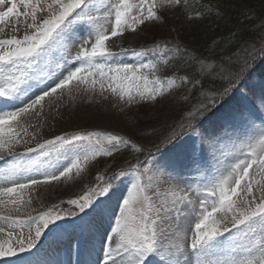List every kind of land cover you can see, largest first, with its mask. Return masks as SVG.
<instances>
[{"label":"snow or ice","instance_id":"1","mask_svg":"<svg viewBox=\"0 0 264 264\" xmlns=\"http://www.w3.org/2000/svg\"><path fill=\"white\" fill-rule=\"evenodd\" d=\"M18 2L25 9L23 16L28 30L22 37L0 39V105L16 108L0 115V161H5V155L13 160L5 169L6 183L0 187V207L13 205L17 213L31 204V200L24 197L26 189L68 177L73 170L79 174L89 161L112 157L122 146L127 148L131 144L136 152L142 151L119 135L83 131L55 135L16 153L14 149L21 144L16 128L28 136L21 122L33 113L42 116L46 98L51 103L53 97L59 99L65 91L70 93L73 86L83 85L94 91L99 85L102 92L110 91L129 104L137 98L158 102V98L173 87L191 84L195 88L199 84L203 89L204 80L214 78L218 72L214 60L188 57L186 48L168 44L161 47L159 43L131 51L135 57L148 58L147 63L143 59L138 65L108 63L117 54L106 42L129 30L135 33L138 26L159 20L157 0ZM162 3L180 6L182 0H162ZM6 4L10 6L0 10V24L16 14L17 0H0V6ZM29 19L31 22L27 23ZM261 51L264 52V48ZM128 52L121 49L120 54ZM182 57L187 58L183 63L170 64ZM247 64L248 61L245 67ZM53 65L61 71L52 70ZM161 65L172 73L164 80L158 75ZM195 65L199 66L195 80L181 74ZM42 78L51 79L52 83L29 95L33 87L39 88ZM239 78L240 75L235 74V79H230L229 86L222 91L209 90L212 105L218 96L229 95ZM30 80L34 85L29 84ZM209 107L208 103L193 106L184 117L185 123L160 137L157 151L161 146L174 149L170 151L172 158L164 165L145 160L113 171L107 181L98 176V183L89 188L87 194L68 201L78 212L54 211L53 208L58 207L54 205L36 216L27 214L23 218L0 213V257L30 251L37 246L45 230L55 232L62 227L58 221L79 216L81 221L89 217L98 218L101 224L105 219L108 221L109 228L104 229L99 240L98 255L102 264H264V127L257 130L251 111L240 108L225 113L219 130L206 134L199 130L196 122ZM261 111H264V103ZM185 128L195 136L188 147L181 144ZM238 129H252L253 136L241 145L234 162L218 168L217 175L205 177L195 188L182 187L178 180L185 166L194 165L197 171L201 168V148L206 147L214 155L220 150L221 141L225 137L230 139L229 133ZM243 135L248 136V131ZM35 138L33 135L32 139ZM32 153L44 157L64 153L71 162L64 167L49 161L58 174L41 173L43 178L23 175L37 164L30 158ZM24 157L30 158L27 167L16 162ZM253 169L254 173L250 171ZM124 178H130L127 189L122 187ZM193 191L200 196L198 206L191 198ZM17 228L19 233L15 232Z\"/></svg>","mask_w":264,"mask_h":264},{"label":"rangeland","instance_id":"2","mask_svg":"<svg viewBox=\"0 0 264 264\" xmlns=\"http://www.w3.org/2000/svg\"><path fill=\"white\" fill-rule=\"evenodd\" d=\"M115 2V0H113ZM158 8L157 12L163 10V17L159 20L148 22L145 25L138 26L137 32L126 31L121 36L113 37L111 40L106 42L107 47L117 55L108 61L109 64H129L137 65L126 56V54L117 53L121 49H126L130 45L137 46L143 43L156 42V41H181L187 46L193 47L192 41L187 40L186 34L191 30V27L195 26L200 22V19L195 16H191L187 19H179V14L175 9V6H169L166 3H162V0H157ZM214 5V3H213ZM8 4L0 6V10H7ZM184 9V8H182ZM25 9L19 4L17 0L16 14L5 20L3 24H0V39H8L13 36L22 37L25 34L26 21L23 16ZM161 12V11H160ZM17 17L19 19H17ZM30 19L27 23H30ZM186 31V32H184ZM242 48L240 53L245 50L244 45L251 46L255 45V48L264 46V30L258 33L257 38L249 43L241 41ZM78 47V45H77ZM73 50V54H74ZM251 63V62H250ZM78 66V65H77ZM69 67H73L69 65ZM235 67H231L226 61L223 68H219L218 72H225L226 70H232ZM223 69V71H219ZM52 70H56L55 66H52ZM61 71V70H56ZM64 74H67L66 70H62ZM217 72V73H218ZM216 78L208 79L209 82L213 83ZM34 81L30 80L29 84L34 85ZM51 79L42 78V83L39 88L33 87L29 93L39 92L41 88H45L48 84H51ZM199 84L196 85V88ZM27 87V85H25ZM218 89V87H214ZM212 89V86H211ZM42 94V93H41ZM196 90L191 85H182L179 88L173 87L169 92H166L162 98H158V102L150 100H140L137 98L136 101L129 104L127 100H121L118 95L112 94L110 91H101L99 85L96 86L95 90H91L86 86H73L71 92L65 91L63 95H60L59 99L52 98L51 103L46 98L44 102V112L42 116H37L35 113L23 118L21 124L22 127H26L29 135L25 136L20 128H16L19 133V139L21 144L18 145L14 151L16 153L25 151L27 147H35L36 143L43 142L45 139L54 138L55 135L85 130H96L104 133L118 134L129 137L142 147H146L150 142H156L160 140V137L165 134L168 130L176 124L187 108L196 101L195 100ZM187 96V99L184 97ZM22 106V105H21ZM255 116L252 119L255 122L256 129L264 127V112H260L257 106H254ZM16 108L12 107L10 111H15ZM5 112L4 107L0 105V115ZM248 131L249 135L244 136L243 132ZM35 135V139L32 136ZM253 136L252 129H238L235 133L230 132L229 137H225L221 141L220 150L214 155L210 154L206 147H202L200 150V158L203 163H209L210 168H206L205 164L202 165L199 171L195 170L194 165L186 166L183 169V175L179 178L178 182L182 187L192 185L194 188L199 186L204 178H211L213 175H217V169L223 168L226 165L234 162V158L239 154L238 150L242 144H246L247 140ZM195 139L194 134L186 139L185 146L188 143L193 142ZM24 140L30 141V143H23ZM246 150V148H245ZM129 155V154H128ZM173 155V154H172ZM172 155L169 157L172 158ZM7 155H5V158ZM31 160L37 161L30 171L22 173L23 175H32L39 178H43L41 173L57 172V169L52 168L48 162L59 163L66 167L70 164L71 158L66 159L64 153H53L50 157L38 156L37 153L30 154ZM29 157L17 160L23 167H27L29 164ZM101 161L99 157L96 160L89 161V163L83 168L79 174L75 170L68 177H61L58 181H52L50 184H41L34 186L33 189L24 191V197L26 200L30 199L31 204L22 208L21 213L14 211L13 205H7L6 207H0V213L4 215H11L13 218L21 216L23 218L27 214L36 216L39 212L53 208L54 205L58 207L53 208L54 211L59 212H78V209L69 204L68 201L72 199H79L82 195L87 194L88 189L92 183H96L98 175V169L106 170L111 167L118 166L125 162L128 157L126 153L105 157ZM100 160V161H99ZM169 159H166L167 161ZM7 161V162H5ZM5 161H0V187L4 186L5 181V169L10 166L13 162L12 157H9ZM165 161L160 165H164ZM159 162V159L155 160L154 163ZM105 168H102V167ZM255 172V169L250 170ZM259 179V177H257ZM264 182V181H262ZM129 182L126 183L125 189L129 187ZM163 187H166L163 186ZM191 198L198 202L200 196L196 191L191 193ZM114 203V202H113ZM76 218L75 216H72ZM98 220V218H96ZM108 221L104 220L103 224L99 227L100 232L103 228L107 227ZM53 227V225H50ZM93 227L89 225L88 229L84 228V235L92 239L94 231ZM25 237L28 236V228L23 229ZM16 233L20 232V229L15 230ZM45 230L41 240L37 243L35 248L30 250L33 255L35 250H38L39 245L46 242V237L49 233ZM47 233V234H46ZM99 238H96L91 244L90 240H83L79 247V258L76 264H84L89 258L100 259L99 257ZM52 242V241H51ZM49 242V245L51 244ZM94 247L95 249H91ZM92 251V252H91ZM57 251H51L45 255L43 262L45 264H58L56 258ZM96 252V253H93ZM17 256H21L18 252ZM4 258L0 257V264Z\"/></svg>","mask_w":264,"mask_h":264},{"label":"trees","instance_id":"3","mask_svg":"<svg viewBox=\"0 0 264 264\" xmlns=\"http://www.w3.org/2000/svg\"><path fill=\"white\" fill-rule=\"evenodd\" d=\"M212 4L213 10H206L203 19L191 27L186 38L193 43V49L201 57L209 61H216L217 68H223L227 61L233 62L231 57L242 48V42L249 43L257 38L259 32L264 30V0H204ZM214 3V5H213ZM216 12V13H215ZM181 17H183L181 15ZM186 32V31H184ZM254 46V45H253ZM246 59L252 52L251 46L244 45ZM254 48V47H253ZM196 54V53H195ZM196 54V55H197ZM231 73L218 72L216 80L211 83L204 80L203 89L222 91L231 78ZM212 86V89H211ZM154 143V142H152Z\"/></svg>","mask_w":264,"mask_h":264},{"label":"bare ground","instance_id":"4","mask_svg":"<svg viewBox=\"0 0 264 264\" xmlns=\"http://www.w3.org/2000/svg\"><path fill=\"white\" fill-rule=\"evenodd\" d=\"M3 208V207H2ZM7 208V207H6Z\"/></svg>","mask_w":264,"mask_h":264}]
</instances>
